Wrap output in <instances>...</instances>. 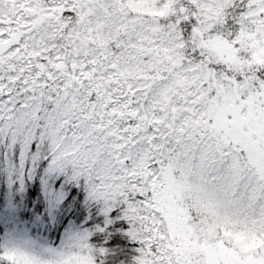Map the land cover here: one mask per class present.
<instances>
[{"label":"snow or ice","instance_id":"snow-or-ice-1","mask_svg":"<svg viewBox=\"0 0 264 264\" xmlns=\"http://www.w3.org/2000/svg\"><path fill=\"white\" fill-rule=\"evenodd\" d=\"M0 264H264V0H0Z\"/></svg>","mask_w":264,"mask_h":264}]
</instances>
